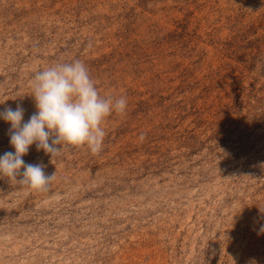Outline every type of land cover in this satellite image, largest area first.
I'll return each instance as SVG.
<instances>
[{"label": "rangeland", "instance_id": "rangeland-1", "mask_svg": "<svg viewBox=\"0 0 264 264\" xmlns=\"http://www.w3.org/2000/svg\"><path fill=\"white\" fill-rule=\"evenodd\" d=\"M77 59L127 109L0 176V264H264V0H0V110Z\"/></svg>", "mask_w": 264, "mask_h": 264}, {"label": "clouds", "instance_id": "clouds-1", "mask_svg": "<svg viewBox=\"0 0 264 264\" xmlns=\"http://www.w3.org/2000/svg\"><path fill=\"white\" fill-rule=\"evenodd\" d=\"M32 97L35 112L25 120V109L17 104L0 110V120L10 125L9 144L13 151L0 154V176L45 191L54 174L48 175L44 165L26 163L23 157L35 145L37 151L53 155L65 144L86 145L99 153L106 135L104 120L113 112L123 114L127 98H103L81 60L58 63L34 76ZM58 145L60 147H58ZM264 233V226L260 228ZM249 264H257L252 259Z\"/></svg>", "mask_w": 264, "mask_h": 264}]
</instances>
